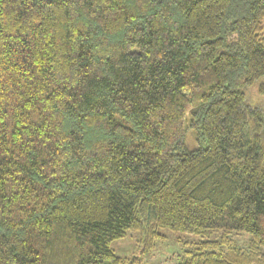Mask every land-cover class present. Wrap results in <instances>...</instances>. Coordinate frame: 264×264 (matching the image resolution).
Wrapping results in <instances>:
<instances>
[{
    "label": "trees",
    "instance_id": "16d2710c",
    "mask_svg": "<svg viewBox=\"0 0 264 264\" xmlns=\"http://www.w3.org/2000/svg\"><path fill=\"white\" fill-rule=\"evenodd\" d=\"M255 84L264 0H0V264H264Z\"/></svg>",
    "mask_w": 264,
    "mask_h": 264
},
{
    "label": "rangeland",
    "instance_id": "374dc122",
    "mask_svg": "<svg viewBox=\"0 0 264 264\" xmlns=\"http://www.w3.org/2000/svg\"><path fill=\"white\" fill-rule=\"evenodd\" d=\"M246 96L250 107L264 109V95L259 93L258 84L249 87L246 90ZM186 142L190 150L199 147L190 131L187 133ZM160 232L164 237L147 254L142 253V246L139 243L140 234L137 231H128L124 238L114 241L112 249L118 256L127 258L126 264H178V252L188 247L193 249L195 247L193 242L197 239V236L183 232H173L168 229H162ZM185 242L191 244H184ZM236 245L238 246L237 243ZM134 259H137V261Z\"/></svg>",
    "mask_w": 264,
    "mask_h": 264
}]
</instances>
